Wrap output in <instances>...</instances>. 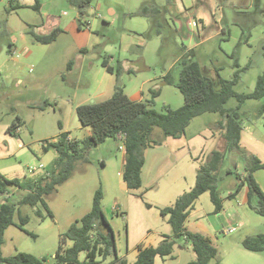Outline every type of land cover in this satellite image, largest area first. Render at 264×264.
Here are the masks:
<instances>
[{"label":"rangeland","instance_id":"obj_1","mask_svg":"<svg viewBox=\"0 0 264 264\" xmlns=\"http://www.w3.org/2000/svg\"><path fill=\"white\" fill-rule=\"evenodd\" d=\"M9 1L0 0V158L8 157L0 161V173L16 172L8 179L28 181L33 174L28 173L27 168H36L40 163L47 169L55 152L45 153L42 146L55 141L62 133L72 141L88 136L90 128L79 123L75 107L102 101L113 93L116 79L101 66L103 60L112 68L121 66L118 83L130 100L147 101L149 90L159 89V96L152 104L159 112L164 107L177 109L183 104L179 91L162 81L168 73L177 81L183 60L196 61L206 76L225 80L231 79L235 71L234 60L240 69L249 64L234 86V91L239 94L251 92L264 70V0H93L81 18L68 0H38L39 11L32 8L35 0H11L14 5L19 4L13 10L9 9ZM142 7H155L159 13L146 17L130 15ZM109 10H113V15ZM79 23L82 25L80 30L77 28ZM56 26L62 32L50 44L35 43L29 35L31 30L44 35ZM17 80L21 85H14ZM42 103L43 107L47 103L43 110L35 107ZM260 105L264 106V97L246 100L239 112L241 125L258 139L252 150L264 157V145H261L264 144V110L258 113ZM235 106V98L225 104L226 108ZM16 117L23 123L18 129L20 134L9 135L7 128ZM220 120L218 113L202 114L189 123L179 139L166 138L160 129L154 128L151 139L168 142L166 149L161 150L164 158L161 167L169 173L163 184H172L179 175L181 180L186 178L180 181L184 186L191 179L195 181L198 168L189 170L180 161L183 157L180 146L189 140L191 163L201 162L200 166L211 151L219 150L218 134L222 130L216 124ZM212 134L216 135L214 140H210ZM121 147L120 140L108 138L89 151L87 161L75 162L72 177L44 199L50 216L40 204L21 206L20 214L29 219L24 228L32 237L16 227L18 212H15L14 224L3 234L2 256L22 252L45 258V264H55L59 236L90 211L93 195L98 189L102 193L103 213L114 233L116 258L125 257L129 263L135 259L136 239L146 223L171 237L166 218L155 211L144 221L138 216L139 209L144 210L147 203L139 196L142 188L132 193L122 183L124 152ZM151 151L148 150L145 182H153L151 174L155 171L156 160L149 157ZM153 152L158 159V153ZM233 157L225 156L218 171L217 190L224 205L236 204V196L229 201L227 196L233 195L239 175L243 173V161L240 158L235 161ZM227 169L231 170L230 175L225 174ZM261 171L264 174V170ZM246 192L239 205L244 211L240 219L243 228L223 234L218 225L219 214L212 212L208 193H203L194 206L195 212L191 211L184 224L188 231L209 238L218 251L220 264H230V259H240V255L264 256V252H249L241 246L243 239L264 234V217L247 206ZM26 194L27 191L9 186L7 193L0 195V203L5 199L16 203ZM36 208L45 215L43 221L36 217ZM165 236L157 242V235L150 233L146 242L151 243L148 246L156 247ZM173 239L176 260L172 264L193 261L192 249L187 245L181 248L184 241ZM70 246L71 242L64 244L65 248ZM128 250L129 255L124 256ZM156 259V264H162L160 261L164 260ZM78 260L84 261L85 253H80ZM113 262L112 252L104 259L97 255L94 264ZM236 262L239 261L232 263Z\"/></svg>","mask_w":264,"mask_h":264},{"label":"trees","instance_id":"obj_2","mask_svg":"<svg viewBox=\"0 0 264 264\" xmlns=\"http://www.w3.org/2000/svg\"><path fill=\"white\" fill-rule=\"evenodd\" d=\"M93 0H68L76 8L79 18L85 16L87 7ZM9 9L19 7L10 0ZM40 4L35 0L32 8L39 11ZM159 13L157 8L142 7L131 16L146 17L155 16ZM78 24V30L81 29ZM62 30L58 27L41 35L33 30L29 31L32 41L47 45L55 41ZM264 56V47H263ZM101 66L109 74H114L116 84L113 93L107 99L99 102L78 105L75 109L79 123L90 128V134L79 140L72 141L66 133H62L53 142H46L42 146L43 152L53 150L55 158L45 170V174L28 181L18 178L8 179L0 175V195L8 191L9 186H14L27 191L18 202H9L5 199L0 204V264H45V258H37L33 255L18 252L12 256H2L1 246L3 234L7 227L13 225V216L18 212V222L15 224L24 233L27 232L24 226L29 219L26 215L20 214V207L28 205L36 207L40 204L46 214L50 216L45 203V197L56 192L57 188L63 185L72 177V170L75 162L87 161L89 151L103 143L108 138L120 140L124 152L121 179L128 192H134L141 188V170L144 164V152L149 148L158 147L160 141L151 139L154 128L160 129L166 138L179 139L189 123L205 113H218L221 120L216 124L222 130V137L225 142L223 151L213 150L206 160L198 167L193 186L186 192L179 195L173 204L160 208L159 214L166 218L172 231V236H165L156 247H147L143 244L136 246L137 256L132 264H154L155 259H174L173 238L182 239L195 254V259L186 264H220L218 251L212 246L208 237L200 233H194L185 229V221L195 200L203 193L209 194L213 206V213L219 214L222 209V199L217 190L219 180L218 171L225 156H234L243 161L244 175L236 182L233 195L235 197L245 186L247 188V206L256 214L264 217V192L255 180L254 173L264 170V162H261L254 154L250 153L240 145L242 131L241 105L246 100H260L264 97V70L257 77L253 90L249 93L239 94L234 91V86L241 79V72L249 67L240 69L237 61L232 65L235 71L231 79H212L206 76L196 61H182L178 71V79L174 81L170 73L166 74L162 81L166 85L174 86L182 96L183 104L177 109L164 107L159 112L152 108L154 99L159 96V89H150V98L147 101H131L124 93L123 87L118 83L121 73V66L118 64L112 68L103 60ZM230 98H235L236 106L226 108L225 104ZM47 103L44 104L46 107ZM43 110L42 105L35 106ZM264 106L260 105L258 113H262ZM23 123L16 117L8 128L13 132ZM121 135L123 138L120 139ZM232 172L227 169L225 174ZM102 193L98 189L92 199L91 209L79 220L72 223L68 229L59 236L58 246L55 252V264H94L97 255L103 259L114 253V264H128L124 259L116 258L115 237L101 207ZM35 215L43 221L45 215L39 208L35 209ZM66 242L71 246L64 247ZM243 249L253 253L264 252V235L259 234L247 237L241 241ZM85 253V260L80 262L78 256Z\"/></svg>","mask_w":264,"mask_h":264},{"label":"crops","instance_id":"obj_3","mask_svg":"<svg viewBox=\"0 0 264 264\" xmlns=\"http://www.w3.org/2000/svg\"><path fill=\"white\" fill-rule=\"evenodd\" d=\"M39 9H40V7H39ZM109 13L111 15H113L114 12H113V10H109ZM56 27H58V26H56ZM56 27H54V28H56ZM14 85H18V86L21 85V81L20 80H17ZM142 94L143 93H141V96H142ZM138 101H142L141 98L138 99V100H135L133 102H138ZM75 109H76V107H75ZM8 128H7V132H8L9 135H18L19 136V134H20V132L18 133L19 127L16 128L15 130H13V132H9L8 131ZM87 134L89 135L90 134V131ZM218 135L220 137L219 138V146L220 147H219V150L218 151H223L224 150V147H225V142H224L223 137H222V132H220ZM215 137H216V135L212 134L210 136V138H211L210 140H214ZM256 141L258 142V139L254 138L247 130H245V127L243 125L242 126L241 135H240V145H241V147L245 148L246 150H248L252 154L258 156V158L261 159L260 161L261 162H264V157H261V155H259V153H257V152H255V151L252 150V147L255 146ZM262 143H261V145H264ZM167 145H168V142H162V144L160 146H158V147H154V148L147 149L146 152H145V154H144V164H143V167H142V170H141V188H142V191H141V193H140L139 196H141L144 200H146V203H147L146 206L147 207L146 208L144 207L145 208L144 210L139 209L138 216L140 217V219L142 221L146 220L148 216H152L153 213H154V211L157 213V215L160 216L159 209L160 208H164V207L171 206L173 204V202L175 201V199L182 192H185L184 191V188H188L194 182L191 179L189 181V183H187V185L184 186L183 184L180 183V181H185L186 178L184 177L181 180V176L179 175L176 178L174 177L175 178V181L172 182V184H170L168 186H166V184H163V181L169 176V173H168V170L167 169H162L163 167H161L164 164V161H163L164 158L162 156L161 150H165L166 147H167ZM17 146L20 147L19 144ZM204 146L205 145L203 144V147ZM191 147H192L191 146V142L189 140L188 141L185 140L184 144H182L180 146V148L183 149V154H182L183 157L180 159V161L183 162V163H185L188 166V169L189 170L190 169L193 170V168H194V170H196L199 167V164L201 162H196L195 164H192L191 163V161H193V156L191 154ZM148 150H152L149 157H151V159H155L156 160L155 161V163H156V165H155V171L151 174V176H152L151 179L153 180V182H151L150 180H148V181L146 180V182H145V177L147 176V174H145V169H147V163H148V160H149L147 158L148 157ZM153 151H156V153H158V156H157L158 159L153 156V153H154ZM6 159H8V157L7 156H3V157L0 158V161L1 160L2 161L3 160H6ZM232 159H235V161H237V157H233ZM102 164H105V163L102 162ZM38 165H42V164L40 163ZM41 169L44 170V172H41ZM45 170L46 169H44V166L42 168H39V169L35 170V172H33L32 177L33 178H37V177H39L41 175H44L45 174ZM158 171H160V172H158ZM0 172H2V171H0ZM15 173H16L15 171H7L6 173H0V175L8 178V176H11V174H15ZM261 173H262L261 170L256 171L254 173V177H255V180L257 181V183L259 184L260 188L264 192V174H261ZM243 175H244V171H243V173L241 175H239V178L241 179L243 177ZM148 177H149V175H148ZM244 189L247 191V188L244 186L241 189V191L239 192V195L238 196L236 195V197H235L236 199L234 200L236 204H232V205L225 204L224 205L223 199H222L223 209L219 213V216H218V221H219V224L218 225H219V228H220V231L221 232L224 231L225 229L231 227V226L237 225L238 223H241V226L239 228H241V227L243 228L244 227L243 222L240 221L241 215L244 214V211L242 212V209H243L242 206L239 207V205L242 202V197L244 196V193H245V190ZM204 194H202V195H204ZM202 195L199 196L195 200V202L193 204V207H192V209L190 210V212H189V214L187 216L186 221H188V218L191 215V211L194 209V206L196 205L197 201L202 197ZM230 195L231 194H228V196H227L228 201L231 198ZM246 200H247V197H246ZM193 212H195V211L193 210ZM212 212H213V206H212ZM240 212H241V214H240ZM126 216H127V214H126ZM235 218H238V219L236 220ZM156 226H157V224H156ZM154 228L155 227H153V225H150V223H146L144 225V227H141V229L143 231L139 235L138 239H136V240H138L137 245L143 244V246L151 247V246H148L151 243H149V241H148V243L146 242V239L149 237V234L150 233H155V235H157V238H158L157 239V242L160 241V237L166 235V233H162L159 229H154ZM158 228H160V227H158ZM126 231H127V238L129 240L130 239V229H129L128 226L126 228ZM189 231H191V230H189ZM191 232H193V231H191ZM135 249H136V247H135ZM128 255H129V250H128V252L124 256H128ZM133 256L136 259L137 251H135L133 253ZM35 257H37V256H35ZM37 258H40V257H37ZM121 259H124L128 264H132L135 261V259H134L132 262L129 263L125 259V257H123V258L121 257ZM156 260L157 259H155V262H156ZM175 260H176V257L174 256V259L165 258L164 260H161L160 262L162 264H172V262L175 261ZM235 260L236 261H239V262L238 263L237 262L236 263H232ZM155 262H154V264H156ZM229 262H230V264H264V256H260V257L259 256H252V257H250V256L240 255V259L232 258V259H230Z\"/></svg>","mask_w":264,"mask_h":264},{"label":"built area","instance_id":"obj_4","mask_svg":"<svg viewBox=\"0 0 264 264\" xmlns=\"http://www.w3.org/2000/svg\"><path fill=\"white\" fill-rule=\"evenodd\" d=\"M12 54H14V52H12ZM121 138H123L122 135H121L120 139H121ZM121 149H123V148L121 147ZM42 167H43L42 165H38L36 168H35V167H28V168H27V172L33 174V172H34L35 170H37V169H39V168H42ZM240 226H241V223H238V224L235 225V226H231V227L225 229L224 231H222V233H223V234H231V233H233L236 229H238Z\"/></svg>","mask_w":264,"mask_h":264}]
</instances>
